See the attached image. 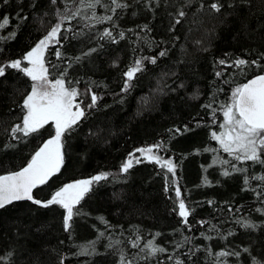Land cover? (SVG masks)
Wrapping results in <instances>:
<instances>
[{
	"label": "trees",
	"instance_id": "1",
	"mask_svg": "<svg viewBox=\"0 0 264 264\" xmlns=\"http://www.w3.org/2000/svg\"><path fill=\"white\" fill-rule=\"evenodd\" d=\"M211 2L120 0L128 7L113 14L112 0H101L95 8L82 7L80 0H0V21L9 17L0 37L15 33L12 39L0 40V61L5 62L22 58L34 47L59 22L58 12L71 16L81 9L77 18L63 24L71 31L62 30V46H49L45 59L50 78L66 71V80L79 89L77 102L83 101L85 116L64 137L60 172L38 186L34 197L47 200L65 184L109 173L108 179L94 182L76 206L81 214L74 215L69 232L63 227L64 209L57 205L45 209L26 201L0 210V255L13 253L8 264H60L61 259L64 264H120L121 252L131 264H175L176 259L183 264H252L253 257L264 258V214L257 211L264 209V182L251 179L264 176V166L239 161L236 167L247 172L222 175L233 161L214 163L218 142L211 136L223 121L219 105L230 102L235 87L264 73V67L251 66L242 73L217 63L239 58L264 65V0H221V13L208 9ZM179 10L186 16L175 24ZM93 12L96 17L112 16V21L97 22ZM105 29L112 30L117 43L100 38ZM57 47L61 59L55 56ZM91 48L97 51L84 57ZM161 50L167 55L159 57ZM76 57L82 59L77 62ZM143 57H157V62L144 60V70L122 91L123 73ZM31 84L14 69L0 77V174L25 166L37 147L54 135L52 125H46L38 135L11 138L8 130L21 122V105ZM89 89L98 97L94 108L87 107ZM209 102L217 108L215 117L204 107ZM185 126L190 131L175 132ZM156 143H163V157L176 165L181 198L191 212L190 230L181 223L178 209L173 211L174 191L165 190V175L171 180V173L148 161L133 163L128 173L120 171L129 153ZM245 176L250 186L243 183ZM249 221L257 227L242 226ZM137 236L140 247L134 248ZM148 241L166 252L150 256ZM93 242L94 255H76ZM221 251L240 255L218 257Z\"/></svg>",
	"mask_w": 264,
	"mask_h": 264
},
{
	"label": "snow or ice",
	"instance_id": "2",
	"mask_svg": "<svg viewBox=\"0 0 264 264\" xmlns=\"http://www.w3.org/2000/svg\"><path fill=\"white\" fill-rule=\"evenodd\" d=\"M3 3H8V0H2ZM22 2V0H21ZM52 4H56L57 0H51ZM81 6L87 8H95L96 5L101 3V0H80ZM190 4L191 0H187ZM113 14L116 9L126 8L127 4L120 3V0H112ZM232 7L231 4L227 5ZM208 9L215 13H221L225 4L221 0H212L207 5ZM205 5L201 2L199 10H203ZM67 9V5H66ZM81 9L78 8L73 11L71 16H61L59 22L51 27L50 31L41 38L34 47H32L22 58L0 61V77L6 75L7 69H14L29 77L32 81L30 92L24 97L21 108L24 115L20 123L11 127L10 134L13 140H20L23 137H29L33 134H40V130L44 129L46 125H52L54 128V135L44 140L31 155L29 161L25 166L15 171H7L6 174H0V210L5 209L7 206L12 205L14 202L30 201L32 204L42 208H49L50 206L57 205L64 209L63 227L65 232L71 229V221L74 215H80V210L76 207L83 200L86 193L91 191V186L94 182H100L108 179L109 173H100L90 179L78 180L74 183H68L55 191L47 200H40L34 197L33 190L38 186L45 185L51 178L56 176L64 165V137L71 135L78 126L80 120L85 116V109L81 107L83 101L77 102L78 97L81 95L79 89L75 86L73 81L66 80L67 72H63L59 77L50 78L49 67L45 59V52L49 45H61L60 34L62 30L71 31V29H63L65 22L71 21L80 15ZM186 16V12L179 10L175 24L181 23V18ZM20 19H27V17H19ZM92 18L97 22L112 21V16L96 17L95 12L92 13ZM114 23V22H113ZM9 24V17H3L0 21V29H3ZM147 28V26H144ZM15 33H10L6 37H0V40L12 39ZM101 39H109L113 43H117V37L113 35L112 30L105 29L100 37ZM119 40L125 38V33L120 31L118 33ZM199 43V41H197ZM96 48H91L83 53V56H89L96 52ZM167 55L166 50H161L158 53L159 57ZM55 56L61 59L63 53L59 47L56 48ZM264 59V54L261 55ZM79 62L82 57L75 58ZM144 60H148L152 64H156L157 57H143L136 59L133 64L123 73L125 82L122 86V91H127L131 87V81L135 79L136 74L144 70ZM219 65L225 68L239 69L242 73L245 69L256 66L257 68L264 67L258 60L253 59L248 61L246 59H235L232 63L225 60H219ZM52 67H55L54 65ZM222 73L216 72V76L220 77ZM75 83H79L78 81ZM182 86V85H181ZM91 93V89L88 90ZM98 97L95 93H91V103L87 105L88 108H94L97 104ZM204 107L211 109L213 117L216 116L217 108H213L212 102L204 105ZM75 109V110H74ZM219 110L222 111L223 121L218 124L221 131L218 133L213 131L211 136L216 140L224 153H227L233 160L240 161L241 163L251 161L253 164L264 166V73L257 74L253 78L247 80L246 83L235 87L230 94V102L227 104H220ZM215 124V119L213 120ZM172 131V130H170ZM190 131L187 126L183 130L177 128L175 132ZM20 134V135H18ZM12 147V145H7ZM163 143H156L152 146H146L135 149L129 153L128 157L121 163L120 171L128 173L133 167V162L136 164L147 160L148 162H155L161 168L166 169L167 173L172 174V179L169 180L167 174L165 175V190L170 189L175 193L176 205L173 211H177L178 215L182 218L181 223L189 227L188 217L191 214L190 209L186 206L185 200L181 198V189L176 180V165L171 159H164L162 156L156 154V151L162 150ZM156 150V151H154ZM208 151V149H205ZM139 153V157L136 155ZM216 161H214L215 163ZM221 164L227 165L229 160L219 161ZM231 172H247V169L237 168L232 165L231 170H224L222 175L229 176ZM251 179L260 180L264 182V176H252ZM205 183H208L205 177ZM243 183L249 185V177L245 176ZM175 186V187H172ZM250 186V185H249ZM264 195V192L261 193ZM211 203V201L209 202ZM75 209V211H74ZM231 211V209H229ZM258 212L264 214V209H257ZM102 220V218H101ZM240 223V221H237ZM198 223L203 226L204 221ZM245 228H255L257 225L252 222H247L242 225ZM101 236L104 234L101 233ZM156 235H159L157 233ZM203 235V234H202ZM231 235V233H229ZM206 239L208 237H205ZM185 237V240H189ZM115 243H119L118 241ZM109 247H113L110 242ZM181 245H178V247ZM132 247L139 248V236L132 242ZM149 255L155 256L157 253H164L166 249L156 245L153 241H148L146 245ZM143 251V249H141ZM243 251L248 252L249 249L245 248ZM95 254V242L87 247H82L76 255L90 256ZM195 253H193L194 255ZM12 252L6 255H0V264H8ZM218 257L237 256L239 252L221 251L216 254ZM191 258V257H189ZM169 259H172L169 256ZM60 264H64L61 259ZM120 264H131L123 252L120 254ZM175 264H183L179 259L175 260ZM252 264H264V258H252Z\"/></svg>",
	"mask_w": 264,
	"mask_h": 264
},
{
	"label": "rangeland",
	"instance_id": "3",
	"mask_svg": "<svg viewBox=\"0 0 264 264\" xmlns=\"http://www.w3.org/2000/svg\"><path fill=\"white\" fill-rule=\"evenodd\" d=\"M49 31H50V30H49ZM45 35H46V34H45ZM49 46H51V45H49ZM74 110H75V109H74ZM220 131H221V129L218 131V133H219ZM154 151H156V150H154ZM156 154L159 155V156H162V157H163L162 150L156 151ZM136 155L139 157L140 154H139V153H136ZM224 156L227 157L228 160L233 161V164H232V165H235V166H236L237 163L239 162V161L233 160L231 157L228 156L227 153H224L223 150H222V148L220 147V144L218 143V146H217V152H216V155H215V161L217 162V164H220L219 161L224 160ZM163 158H164V157H163ZM164 159H165V158H164ZM143 161H147V160H143ZM133 163H135V161H134Z\"/></svg>",
	"mask_w": 264,
	"mask_h": 264
},
{
	"label": "water",
	"instance_id": "4",
	"mask_svg": "<svg viewBox=\"0 0 264 264\" xmlns=\"http://www.w3.org/2000/svg\"><path fill=\"white\" fill-rule=\"evenodd\" d=\"M253 77H254V76H253ZM253 77H251V78H253ZM251 78H249V79H251ZM249 79H247V80H249ZM247 80H246L244 83H246ZM74 182H76V181H73V182H70V183H74ZM34 190H35V189H34ZM34 190H33V192H34ZM19 202H26V201H19ZM14 203H16V202H14Z\"/></svg>",
	"mask_w": 264,
	"mask_h": 264
}]
</instances>
